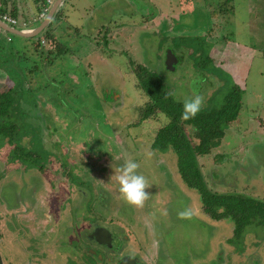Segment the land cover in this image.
<instances>
[{
    "label": "flooded vegetation",
    "instance_id": "1",
    "mask_svg": "<svg viewBox=\"0 0 264 264\" xmlns=\"http://www.w3.org/2000/svg\"><path fill=\"white\" fill-rule=\"evenodd\" d=\"M181 1L167 4L161 11L157 7L159 11L153 15L141 13L142 19L137 23L113 26L114 40L110 41L106 34L101 45L114 48L117 55L126 52L127 41L118 35L126 29L130 32L128 26H134L135 31L148 29L162 34L169 43L164 52L167 71L174 72L187 56L199 68L202 62L204 79L210 76L216 81L218 89L201 99L199 112L229 109L227 96L237 92L238 114L222 124L223 135L216 145L198 151L202 144L195 135V127L182 125L183 144L189 147L191 155V160L186 159L184 164L182 151L174 149L170 139L158 136L170 119L153 133L152 118L163 113L157 111L143 118L149 97L137 87L138 73L156 76L161 85L163 79L151 66L144 65L135 52L132 56L122 55L125 62L115 66L126 72L128 81L135 80V91L129 92L133 101L145 98L142 104L138 102V107L136 102L132 104L134 109L129 108L132 118L123 123V130L141 132L137 137L121 131L115 134L110 124L118 123L109 121L110 111H105V115L97 109L93 125L87 119L82 127L69 122V111L53 102L55 98L56 104L61 102L57 93L37 89L32 94L28 76L23 75L18 61L10 62L16 69L10 66L4 69L1 65L5 62L0 61V96L14 99L8 116L0 111V264H163L171 257L167 251L168 238L171 240L168 233L174 229L166 219L178 220L183 211L190 212L189 217L212 231L205 249L194 245L186 251L188 264H264V197L250 185L237 186L225 179L243 176L252 157L250 143L256 137L255 132L264 142V120L257 115L259 105L244 97L246 78L242 76V65L254 60L257 64L261 59L257 61L254 55L247 61L246 57L236 56L241 62L233 71L216 63L211 55L214 39L226 43V37L232 36L225 19L226 6L231 1L224 5L220 0L217 5L201 0L208 26L201 30L198 27L196 32L190 28L185 31L190 26L186 16L192 14V3ZM153 16L159 19L154 25L150 22ZM202 30L206 32L200 36L198 31ZM231 30L235 35L237 30ZM234 46L238 51L243 48L239 44ZM160 49L157 53L162 56ZM100 57L103 60L105 56ZM159 65L162 72L161 59ZM81 76L68 74L70 80L76 81L75 85L81 86L79 92L86 99L88 79ZM162 90L182 107V102L172 96V90L164 85ZM222 93L225 94L220 107L211 108ZM84 108L85 104L79 106L80 110ZM249 111L256 114L245 119ZM98 112L102 113L100 118ZM61 122H65L64 126ZM54 132L58 134V142L47 145ZM235 140L238 145L233 148L230 142ZM56 144L61 151H54ZM234 157L239 158L237 162ZM127 159L137 162V172L146 180L148 195L141 207L125 203L114 181L117 168ZM145 159H153L162 179H152L141 167ZM261 176L264 178L263 172ZM176 200L183 206L177 205Z\"/></svg>",
    "mask_w": 264,
    "mask_h": 264
},
{
    "label": "rangeland",
    "instance_id": "2",
    "mask_svg": "<svg viewBox=\"0 0 264 264\" xmlns=\"http://www.w3.org/2000/svg\"><path fill=\"white\" fill-rule=\"evenodd\" d=\"M203 1L207 4L217 3L218 5V1L220 0ZM72 2L78 5L81 3L84 7L83 12H81L80 15H76L68 26L59 31L61 32L60 34L57 32V29L54 30V33L57 32L55 34L56 41L63 44L65 47L64 52L60 54H50L49 51L53 49L50 45L51 42H47L43 46L41 44L40 46H35V43L28 39L26 40L14 35H9L10 42L6 41V39L1 42V46L4 50L0 52L1 63L5 62V65H1L4 69L9 68V66L16 69L14 64L10 62L13 60L18 61L17 65L19 69L23 71L22 73L25 77L26 75L28 76V86L31 88L32 94L38 91L37 89H42L44 92L54 93L55 95L57 93V98L60 99L61 102L56 104V98L53 102L56 107H60L63 111H69V122H75L78 126L82 127L84 120L87 119L90 125L96 124L94 115L97 109H100L105 115V111H110L109 113L111 114L108 115L109 121L112 123L113 120V122L118 123V125H113V123L110 124L114 126L115 134L118 131H121L123 134L128 133L131 136L136 134V137L141 134V132L138 131L136 133V130H123V123L132 118V114L129 113V108L134 109L132 104L136 102V106L138 107V102L142 104L141 101H145V98H136L135 101H133V96L129 94V92H134V84L130 87L131 81L127 80L128 77L126 72L119 70L115 66L116 63L122 64L125 62V54L132 56L134 52L144 65L148 68L151 66L152 71L160 76L161 80L163 79V85L167 89H170V91L172 90V96L176 101L183 102L186 98H190L194 94L199 95L200 93H202L200 97L203 99L218 89L214 78L207 76L206 79H204L206 72L202 71V62L200 61L199 68L187 56L183 58V62L176 67L174 72L167 71L164 66V52H166V48L169 47V43L168 40L164 39V36L158 32H152L148 29L135 31L134 26H128L131 30L130 32L129 29H126L118 35V37H123V39L127 41V51L121 55H117L113 51L114 48L111 50L101 45V40L105 39L109 31H111L110 27L107 26L103 19L107 17L112 18L113 21L117 22L111 25L114 27H116L115 25L117 24H124V26H127L131 23H137L136 21L142 19L141 13L153 15L155 12L159 11L157 10L155 2L152 0H72ZM158 2L162 5L169 2L176 4L177 0H158ZM181 2H183V4L192 3V14L186 16V23L190 26H188L185 31H189L190 28L191 32H196L198 27L199 30H201L205 26H208V24L206 25L208 16L202 8L201 4H203V2L201 0H198L197 3H195V1L192 2V0H182ZM196 4L199 5L196 7ZM253 5L258 7L261 6L263 13L258 11L255 12L254 7H252ZM226 7L228 13L225 12V19L229 21L227 24L231 27L229 31L233 32V30H231L232 28L237 30L235 34L236 37L230 38L234 39L233 44H239L240 46H246L248 44L252 49L257 50L255 53L257 61L258 58L261 60L264 59V50L262 51L263 56L261 52L258 53V50L261 48L257 46L258 43L253 39L254 29H257L255 23L261 26L264 32V0H231V3ZM114 15L117 17H114ZM231 16L232 18L229 19ZM85 17L88 20L85 19ZM158 21V16H153L150 19L152 25L158 23ZM100 23H103L104 26H101ZM94 24H97V26H93ZM148 27L155 28L156 26ZM204 32L206 31H198L200 36H202ZM94 37L99 39L100 44L98 48L94 43ZM214 43L211 55L214 56L216 63L226 65V68L229 67L232 71L237 69L235 65H238V61L241 62L236 56H238V58L246 57L247 61L254 56L253 53L247 54L246 56L243 53L245 52L243 49L240 51L236 50L232 43H225L215 39ZM159 48H161L159 53L163 51L162 56L157 53ZM69 54L71 57L74 55L75 57L78 56L79 64L77 67H74L69 61ZM101 54L105 56L103 60H101ZM122 55L124 57H122ZM160 59L163 66L162 72L161 66L159 65ZM88 65L90 66L88 67ZM263 66L264 63L256 64L255 60L251 64L245 63L242 65V76L246 78V91L244 97L247 100L253 99L254 104L259 105L258 117L261 106L262 110H264V75L261 74V72L259 73L260 68ZM33 67L34 71L30 72V69ZM245 67L246 73L244 72ZM67 71L70 72V75H76L77 77L80 75H82L81 77L87 76L88 87L86 90V99L83 98L84 94L79 92L81 86L75 85L76 81L70 80V76L68 78ZM206 81L208 84H203V82ZM224 94L225 93H222L215 98L211 108L220 107ZM84 104L85 108L80 110L79 106ZM100 113L101 112H98L97 114L99 118ZM249 114L255 115L256 111H249L245 119L248 118ZM53 116V120L57 121V117L55 115ZM152 119L151 122L154 126L153 133H155V128L157 129L160 125L165 124V121L161 115ZM61 124L64 126L65 122H61ZM69 131L71 130L69 129ZM104 131L108 132L106 128ZM54 133L55 134L51 133L53 137L47 145H52L51 142H58L56 139L58 134H56V132ZM254 135L256 137L252 138L250 143L252 157L250 161H248L243 176L238 174L236 179L230 176L225 179L230 183L235 182L237 186L245 184L250 185V187H253L257 191L260 197H264V178L261 176L262 172L264 173V142L263 140L261 141L256 132ZM28 139L31 140V137ZM247 140H249V138H247ZM30 143L29 145L31 146L32 142ZM132 144L134 143L132 142ZM230 145L235 148L238 143L235 140L230 142ZM231 146L229 147L230 150L233 149ZM61 150L62 148L59 144H56L54 151ZM113 150L117 151L115 147H113ZM232 151L235 150L233 149ZM234 159L237 162L239 158L234 157ZM145 161V163L141 164V167L150 173L152 179L156 178V181L162 179L160 178L157 164L153 159H145ZM254 167L258 168L256 169ZM177 205L183 206L179 201H177ZM167 214L169 216L168 212ZM166 220L170 223V227H174V229L168 233L171 240L168 238L169 243L167 242V251L171 257L168 261L164 260L165 263L163 262V264H188L186 251L189 248L192 249L194 245L197 246L198 249L204 246L205 249L212 231L209 227L203 226L197 219L189 216H181L178 220H173V218L169 217ZM174 230L175 232H172ZM166 231L167 230H165V234Z\"/></svg>",
    "mask_w": 264,
    "mask_h": 264
},
{
    "label": "trees",
    "instance_id": "3",
    "mask_svg": "<svg viewBox=\"0 0 264 264\" xmlns=\"http://www.w3.org/2000/svg\"><path fill=\"white\" fill-rule=\"evenodd\" d=\"M223 1V4L226 5L231 0ZM60 15L61 13L58 12L55 16L60 18ZM43 37L46 41L50 40V45H53V49L49 51L50 54H60L65 51L64 46L57 43L54 44L53 39L50 37L47 30L44 32ZM29 41L35 43V46H40L38 39L37 42L32 39ZM32 71H34V67L30 69V72ZM216 71L218 72L219 70L216 69ZM138 74L140 76L137 87H139V89L149 97V103L143 111V118L158 111L170 119V123L158 132V136H165L170 139L174 149L182 151L183 164L186 159L191 160V155L188 154L190 152L189 147L183 144L185 132L182 125L187 124L195 127V135L198 136L200 145L202 144L197 148V150L201 151L205 150L208 145H216L223 135L222 124L227 123L229 120H233L238 114V110L235 107L238 94L235 91L227 96V99H229V109L212 112H199L189 120L181 119L182 107L180 105H176L174 100L162 90L163 85H161L159 79L156 76H150L148 73L143 71H140ZM13 101L14 99L12 98L10 99L8 97L5 98L4 96H0V111H2V115L8 116L10 114V110L12 108L11 104ZM213 140L214 142H212Z\"/></svg>",
    "mask_w": 264,
    "mask_h": 264
},
{
    "label": "crops",
    "instance_id": "4",
    "mask_svg": "<svg viewBox=\"0 0 264 264\" xmlns=\"http://www.w3.org/2000/svg\"><path fill=\"white\" fill-rule=\"evenodd\" d=\"M56 1L57 0H51V3L48 4L47 0H0V12L8 13L12 17L18 19L19 21H28L31 18L35 17L41 11V9L43 7H45V6H46L45 8L47 9V14H48L50 8L56 3ZM152 1L155 2V4H157V7L159 8L160 11L167 4H171V5L173 4V3L169 2L167 4L165 3L164 5H162L160 2H158V0H152ZM110 6H111V4H110ZM252 7H254L255 12L258 11L260 13H263V10H262L261 6L258 7V6L253 5ZM83 10H84V7L81 5V3H79V5H78L77 3L76 4L73 3L72 0H63L61 5L58 7V11H59V13H61V15H60L61 17L60 18H57V17L54 18V20L49 23V25H48V27L46 29L47 32H49V35L52 37L54 44L57 43V44H60L61 46H63V44H61L58 41H56V35L55 34L57 32L60 34L61 32H59V31H61L64 27L68 26L71 23V21L74 20V17H76V15H80V13L83 12ZM47 14H46V16H47ZM114 17H117V16L114 15ZM85 19H87V18L85 17ZM43 20L38 21L35 24L32 23L31 24L32 26L29 25V27H27V28H24V29L23 28H17V29H21V30L34 29ZM103 20L105 21L107 26L110 27V30L113 27L111 25L117 23L116 21H113V19L110 18V17H107V18H105ZM100 24H101V26H104L103 23H100ZM100 24H98V25H100ZM119 25L120 26H124V24H119ZM93 26H97V24H94ZM115 26H118V24L115 25ZM255 26H257V29L256 28L254 29L253 39H254L255 42L258 43V45L257 44L256 45L259 48H261L260 50H258V53L261 52V54L263 56V52L262 51L264 50V32L262 30V27L258 26L257 23H255ZM55 29H57V32L54 33ZM230 33H232V36L226 37V41H228L227 43H232L233 44V40L234 39H230V38H235L236 35H234V32H232V31H230ZM43 34H44V32L41 33L39 37H43ZM9 35L10 34H8V33L0 31V52H2V50H4V48H2V46H1V42L3 40H5V39H6V41L10 42V36ZM112 35H113V32L110 31L108 33V38L110 39V41L114 40V37H112ZM47 41H48V43H50L49 40H47ZM94 43H95V45L98 48L99 44H100L99 39L94 37ZM233 45H235V44H233ZM52 47H53V45H51V48ZM242 49L245 51L243 53L246 56H247V54H250V53H253V55H255V53L257 52V50L252 49V47H250V45H248V44L246 46H243ZM94 50H97V49H94ZM100 52H101V50H100ZM68 56H69V61L73 64V66L77 67L78 64H79L78 56L75 57V55H74L73 57H71L70 54ZM260 63L263 64L264 63V59H262L260 61ZM89 66L90 65H88V67ZM263 67L260 68L259 73L261 72V74L264 75V68ZM240 69L241 68H239L238 71H240ZM244 71H246V67L244 68ZM68 74H70V72H68ZM73 76H76V75H73ZM259 116H260V118H262L264 120V110H262V106H261V109H260Z\"/></svg>",
    "mask_w": 264,
    "mask_h": 264
},
{
    "label": "clouds",
    "instance_id": "5",
    "mask_svg": "<svg viewBox=\"0 0 264 264\" xmlns=\"http://www.w3.org/2000/svg\"><path fill=\"white\" fill-rule=\"evenodd\" d=\"M133 84H135V80H132L129 86L132 87ZM133 91H135V89H133ZM200 108L201 97L199 95L194 94L190 98H186L182 102L181 119L189 120L193 118L197 112L200 111ZM161 116L166 122L167 117H164L163 114H161ZM137 168L138 164L135 160H125L117 168L114 181L125 203L131 206L141 207L148 194L145 192V188L147 187L145 177L137 172ZM179 215L186 217L190 215V212L183 211L179 213Z\"/></svg>",
    "mask_w": 264,
    "mask_h": 264
},
{
    "label": "water",
    "instance_id": "6",
    "mask_svg": "<svg viewBox=\"0 0 264 264\" xmlns=\"http://www.w3.org/2000/svg\"><path fill=\"white\" fill-rule=\"evenodd\" d=\"M62 2H63V0H57L56 3L50 8L45 19L40 24H38V26L34 29L21 30V29H17V28H12V27H10V26H8L5 23L0 21V31L8 33L10 35L21 37L23 39H28V40L36 39L40 36L41 33L45 32L49 23L54 20V18L56 17L55 15L57 14V12H59L58 7L61 5ZM169 68L173 69V67L168 66V69Z\"/></svg>",
    "mask_w": 264,
    "mask_h": 264
},
{
    "label": "built area",
    "instance_id": "7",
    "mask_svg": "<svg viewBox=\"0 0 264 264\" xmlns=\"http://www.w3.org/2000/svg\"><path fill=\"white\" fill-rule=\"evenodd\" d=\"M47 3L50 4L51 0H47ZM47 9H42L35 17L31 18L28 21H19L18 19L12 17L10 14L5 12H0V21L5 23L6 25L12 27V28H27L32 23L35 24L38 21L43 20L46 17ZM39 43L43 46L47 43V41L44 39V37L38 38Z\"/></svg>",
    "mask_w": 264,
    "mask_h": 264
}]
</instances>
